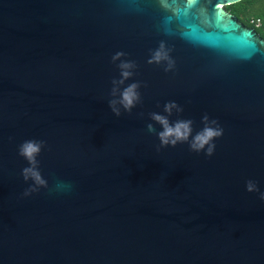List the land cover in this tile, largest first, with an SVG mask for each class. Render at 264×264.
Listing matches in <instances>:
<instances>
[{
    "label": "water",
    "instance_id": "95a60500",
    "mask_svg": "<svg viewBox=\"0 0 264 264\" xmlns=\"http://www.w3.org/2000/svg\"><path fill=\"white\" fill-rule=\"evenodd\" d=\"M241 1L0 0V264H264V40L223 8ZM118 51L141 84L119 118ZM168 101L193 134L218 121L211 157L157 151ZM27 140L48 188L25 197Z\"/></svg>",
    "mask_w": 264,
    "mask_h": 264
},
{
    "label": "clouds",
    "instance_id": "9594fccd",
    "mask_svg": "<svg viewBox=\"0 0 264 264\" xmlns=\"http://www.w3.org/2000/svg\"><path fill=\"white\" fill-rule=\"evenodd\" d=\"M171 50L168 49L164 42H161L157 49L150 54L147 60L149 65H165L164 71L170 72L173 70L175 62L171 58ZM126 54L122 51L116 52L111 57V62L116 65L119 71V78H114L111 81L110 97L108 108L113 116L119 118L124 113H131L141 102L139 82H132L126 87L125 82L134 76L136 63L131 60H126ZM119 61V63H117ZM183 112V108L175 101H168L163 106V114L153 112L150 114V120L153 123L147 124V132L155 133L159 141L157 151L166 147H176L178 144H187L190 152L201 153L211 157L215 150L214 141L223 135V128L220 127L216 119H210L207 114L201 117L203 127L193 134V120L191 119H176L170 121L169 117L175 113L179 116ZM142 115V114H141ZM154 125H158L160 131H156ZM44 141L27 140L18 148V155L23 158L28 166L22 169L21 175L25 183L31 181V185L24 191L23 196L27 197L33 193L39 192L41 189H47L48 183L43 178L39 170V161L37 157L44 148ZM71 184L59 181L55 185V191H70ZM246 191L249 193L256 192L257 185L253 181L246 182ZM260 200L264 201V192L260 193Z\"/></svg>",
    "mask_w": 264,
    "mask_h": 264
},
{
    "label": "trees",
    "instance_id": "16d2710c",
    "mask_svg": "<svg viewBox=\"0 0 264 264\" xmlns=\"http://www.w3.org/2000/svg\"><path fill=\"white\" fill-rule=\"evenodd\" d=\"M235 15H240L246 21L251 18L260 19L264 24V0H245L230 8ZM264 37V29H256Z\"/></svg>",
    "mask_w": 264,
    "mask_h": 264
},
{
    "label": "flooded vegetation",
    "instance_id": "af4514ba",
    "mask_svg": "<svg viewBox=\"0 0 264 264\" xmlns=\"http://www.w3.org/2000/svg\"><path fill=\"white\" fill-rule=\"evenodd\" d=\"M231 6H232V5H231ZM231 6H226V7H223V8H224V10H225L227 13H229L230 15H232L233 17H235V18L238 20V22H239L243 27H245V28H247V29H253V30L259 35V37H260L262 40H264V37H263L260 33H258V31H257L254 27H252V26L250 25L249 21H246V20L243 19L240 15H239V16H238V15H235V13L230 9Z\"/></svg>",
    "mask_w": 264,
    "mask_h": 264
},
{
    "label": "built area",
    "instance_id": "2783aa9c",
    "mask_svg": "<svg viewBox=\"0 0 264 264\" xmlns=\"http://www.w3.org/2000/svg\"><path fill=\"white\" fill-rule=\"evenodd\" d=\"M249 23L252 27H254L255 29H264V24L260 19L257 18H251L249 20Z\"/></svg>",
    "mask_w": 264,
    "mask_h": 264
}]
</instances>
